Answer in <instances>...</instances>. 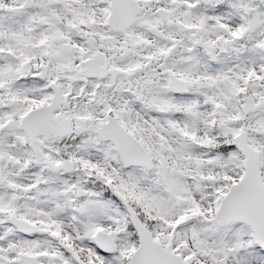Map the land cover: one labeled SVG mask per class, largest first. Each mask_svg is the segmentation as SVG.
<instances>
[{"label":"snow or ice","instance_id":"1","mask_svg":"<svg viewBox=\"0 0 264 264\" xmlns=\"http://www.w3.org/2000/svg\"><path fill=\"white\" fill-rule=\"evenodd\" d=\"M0 264H264V0H0Z\"/></svg>","mask_w":264,"mask_h":264}]
</instances>
